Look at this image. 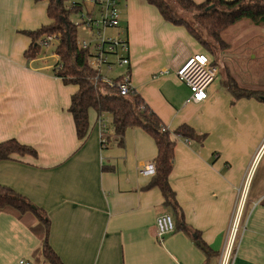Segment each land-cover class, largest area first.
I'll return each instance as SVG.
<instances>
[{
  "label": "crops",
  "instance_id": "1",
  "mask_svg": "<svg viewBox=\"0 0 264 264\" xmlns=\"http://www.w3.org/2000/svg\"><path fill=\"white\" fill-rule=\"evenodd\" d=\"M119 7L120 27L108 34L128 39L132 86L170 130L187 124L199 135L173 137L169 180L188 231L158 238V216L173 212L159 187H147L155 172H140L155 165L153 136L130 127L120 144L112 115L91 108L81 140L70 111L79 86L56 73L59 45L40 44L35 57L26 56L33 43L26 31L52 23L47 0H0V142L16 139L37 152L1 160L0 185L45 211L49 242L63 264H219L244 191L233 264H264V97H239L219 67L208 99L189 101L190 88L177 71L193 54L207 53L203 45L147 0H121ZM126 72L114 67L107 76ZM247 74L244 81L237 77L238 86L264 93V79ZM197 232L210 247L208 258L195 242ZM44 235L34 214L0 211V264H50L42 252Z\"/></svg>",
  "mask_w": 264,
  "mask_h": 264
},
{
  "label": "trees",
  "instance_id": "2",
  "mask_svg": "<svg viewBox=\"0 0 264 264\" xmlns=\"http://www.w3.org/2000/svg\"><path fill=\"white\" fill-rule=\"evenodd\" d=\"M41 1V0H38ZM48 16L52 20L49 25L42 26L35 31H26L32 37L33 43L26 51L29 58L35 57L41 49L39 40L49 33H60L61 42L57 52L63 67L56 71L66 83H74L79 90L72 96L70 111L73 114L78 137L84 139L89 131V110L94 108L99 115L110 113L114 134L120 144L124 143L125 133L130 127H142L154 138L158 153L155 158V175L148 186L159 187L165 198V205L173 212L174 220L177 219L176 231H188L185 224L183 211L177 201L176 193L170 184V173L174 166L176 141L174 135L187 138L199 137L196 131L187 124L181 125L176 130H170L161 118L149 107L145 100L135 91L129 96H121L117 90L107 85L97 87L91 80L92 70L87 65V53L78 45L77 27L74 26L71 15L76 11L81 2L71 0H47ZM158 7L163 17L177 25H185L197 40L208 48L202 38L200 29L221 44V32L230 25L248 19L256 25L264 26V0H206L197 3L193 0H147ZM178 9L193 14L197 27H192L186 19L177 15ZM69 26L70 41L68 40ZM212 52V51H211ZM216 64V61H214ZM231 87L238 91L239 97H264L263 92L246 90L238 84L232 83ZM105 91H104V90ZM204 138V136H202ZM105 144V141H103ZM106 145V144H105ZM13 154H33L36 150L20 143L16 139L0 142V161L9 159ZM13 209L20 214L32 213L44 227L45 235L42 241L44 258L50 264H63L60 256L49 242L50 219L45 211L31 201L27 196L15 189L0 185V211ZM195 242L205 252L207 258L211 256L210 247L202 239L199 232Z\"/></svg>",
  "mask_w": 264,
  "mask_h": 264
},
{
  "label": "built area",
  "instance_id": "3",
  "mask_svg": "<svg viewBox=\"0 0 264 264\" xmlns=\"http://www.w3.org/2000/svg\"><path fill=\"white\" fill-rule=\"evenodd\" d=\"M121 0H81V5L77 6L76 13L79 20L72 22L74 26L82 27L86 34H91L90 39L84 37L78 39L80 49L87 53V65L92 70L93 83L97 87L107 85L115 89L121 96H129L135 92V88L130 81L129 68L131 60L129 57V42L125 36L108 34L109 30L118 29L122 21L120 12ZM77 1H74V3ZM62 35L60 33L46 34L40 44L49 48L60 44ZM56 69H61L63 63L58 60L55 64ZM114 67H127L128 72L119 78H109L107 69ZM220 73L217 64L208 53H195L178 69L179 78L190 88L191 95L189 101L201 103L208 99V89L216 80ZM102 140L106 141L107 132L104 120L101 119ZM141 173H154L155 165L151 164L148 168H141ZM244 191L234 211L228 231L227 240L220 256L219 264H233L239 245V235L244 223L245 199ZM260 203L264 204V197ZM158 238L162 241L167 235L176 231V224L172 214L163 213L157 218ZM21 264H28L21 261Z\"/></svg>",
  "mask_w": 264,
  "mask_h": 264
},
{
  "label": "rangeland",
  "instance_id": "4",
  "mask_svg": "<svg viewBox=\"0 0 264 264\" xmlns=\"http://www.w3.org/2000/svg\"><path fill=\"white\" fill-rule=\"evenodd\" d=\"M177 15L186 19L192 27H197L192 13L178 9ZM71 17L74 21L79 20V16L76 12H73ZM200 30L202 32V38L212 51H209L207 47L203 45L205 52L214 56L217 66L222 68V71L228 72L229 80H234L232 83L238 84L240 78H242V81H244V78L247 79V71H250V75L253 76L252 79L255 81L259 78L262 80L264 79L261 73V71L264 73L263 25H256L248 19L230 25L221 32V40L225 43V46L215 40L206 31ZM108 33H113V30H109ZM77 36L79 40L84 37L90 39L91 34L89 32L86 34L82 27H79ZM237 77L240 78L237 79ZM246 90L250 89L246 88Z\"/></svg>",
  "mask_w": 264,
  "mask_h": 264
},
{
  "label": "water",
  "instance_id": "5",
  "mask_svg": "<svg viewBox=\"0 0 264 264\" xmlns=\"http://www.w3.org/2000/svg\"><path fill=\"white\" fill-rule=\"evenodd\" d=\"M67 30H68V35H67V37H68V40L70 41V32H69V26H67Z\"/></svg>",
  "mask_w": 264,
  "mask_h": 264
}]
</instances>
